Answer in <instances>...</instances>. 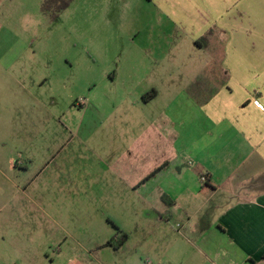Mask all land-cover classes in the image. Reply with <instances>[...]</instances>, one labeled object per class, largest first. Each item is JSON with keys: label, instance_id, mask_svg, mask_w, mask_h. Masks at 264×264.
<instances>
[{"label": "rangeland", "instance_id": "rangeland-1", "mask_svg": "<svg viewBox=\"0 0 264 264\" xmlns=\"http://www.w3.org/2000/svg\"><path fill=\"white\" fill-rule=\"evenodd\" d=\"M42 2L0 0V63L48 79L13 95L0 65V264L156 259L142 227L164 222L166 207L157 181L149 192L135 185L159 167L162 143L173 144L160 115L184 95L199 55L183 48L177 69L173 52L155 50L143 0H65L57 15ZM113 225L129 236L119 251L106 245Z\"/></svg>", "mask_w": 264, "mask_h": 264}, {"label": "crops", "instance_id": "crops-1", "mask_svg": "<svg viewBox=\"0 0 264 264\" xmlns=\"http://www.w3.org/2000/svg\"><path fill=\"white\" fill-rule=\"evenodd\" d=\"M143 1L155 50L173 52L177 69L183 48L199 55L184 95L160 115L173 144L156 130L159 167L135 185L149 192L157 181L156 196L172 202H163L164 222L142 227L145 254L154 264H264V0ZM0 65L13 95L48 82L22 76L31 70L19 61ZM156 97L152 90L145 103Z\"/></svg>", "mask_w": 264, "mask_h": 264}, {"label": "trees", "instance_id": "trees-1", "mask_svg": "<svg viewBox=\"0 0 264 264\" xmlns=\"http://www.w3.org/2000/svg\"><path fill=\"white\" fill-rule=\"evenodd\" d=\"M67 6H68V2H65V0H43V2L41 4V10H42L43 13L46 14L50 9H54L55 13L57 15L63 9H65ZM153 173L154 172L150 173L146 178H144L143 181H145L148 178H150L153 175ZM204 182H206V180ZM162 200L168 206L172 205V202L166 200L164 197H162ZM127 237L128 236H127V234L125 232H121L119 230V232H117L112 238H110V240H108L107 245H109L113 249H117L124 243V241L127 239Z\"/></svg>", "mask_w": 264, "mask_h": 264}, {"label": "built area", "instance_id": "built-area-1", "mask_svg": "<svg viewBox=\"0 0 264 264\" xmlns=\"http://www.w3.org/2000/svg\"><path fill=\"white\" fill-rule=\"evenodd\" d=\"M201 181H205V177L201 176ZM141 264H154L153 260L150 257H144L141 259Z\"/></svg>", "mask_w": 264, "mask_h": 264}]
</instances>
